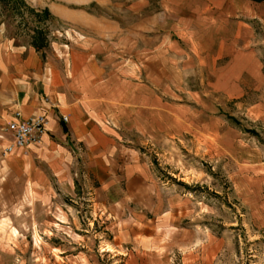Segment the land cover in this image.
<instances>
[{
	"label": "rangeland",
	"instance_id": "obj_1",
	"mask_svg": "<svg viewBox=\"0 0 264 264\" xmlns=\"http://www.w3.org/2000/svg\"><path fill=\"white\" fill-rule=\"evenodd\" d=\"M0 37L86 60L76 88L166 211L139 248L141 205L116 215L82 163L71 194L31 185L0 127V264H264V1L0 0Z\"/></svg>",
	"mask_w": 264,
	"mask_h": 264
},
{
	"label": "crops",
	"instance_id": "obj_2",
	"mask_svg": "<svg viewBox=\"0 0 264 264\" xmlns=\"http://www.w3.org/2000/svg\"><path fill=\"white\" fill-rule=\"evenodd\" d=\"M82 65L85 67L86 60L71 59V74L65 77L64 72L50 59H44L32 44L0 37L1 130L4 131L17 110L24 118L38 114L47 117L41 142L9 153L8 160H20L23 170L19 175L31 185L54 177L61 194L72 193V172L77 168L76 163H82L93 181L100 185L96 192L116 197L110 203L116 209L121 206L116 215L123 212L130 200L141 205L137 209L130 205L125 207L130 213L129 235L139 248L149 249L150 239L164 226L161 222L166 219V211L153 214L155 205L143 199L150 189L140 187L143 175L139 160L125 161V146L101 126L99 111L93 106L86 87L76 88L74 76L81 71L77 67L82 68ZM83 72L86 75L85 70ZM69 81L75 85H69ZM88 83L91 84V80ZM61 115H65L67 121H62ZM105 182L110 184V189ZM111 190L114 193L108 192Z\"/></svg>",
	"mask_w": 264,
	"mask_h": 264
},
{
	"label": "built area",
	"instance_id": "obj_3",
	"mask_svg": "<svg viewBox=\"0 0 264 264\" xmlns=\"http://www.w3.org/2000/svg\"><path fill=\"white\" fill-rule=\"evenodd\" d=\"M60 118L62 121H67L65 115H61ZM46 124L47 117L45 114L24 118L18 110L15 111L4 128L9 134L3 147L4 154L40 143L46 131Z\"/></svg>",
	"mask_w": 264,
	"mask_h": 264
},
{
	"label": "trees",
	"instance_id": "obj_4",
	"mask_svg": "<svg viewBox=\"0 0 264 264\" xmlns=\"http://www.w3.org/2000/svg\"><path fill=\"white\" fill-rule=\"evenodd\" d=\"M253 1L260 2V1H264V0H253ZM35 47H37V48H38V46H37V45H35Z\"/></svg>",
	"mask_w": 264,
	"mask_h": 264
}]
</instances>
